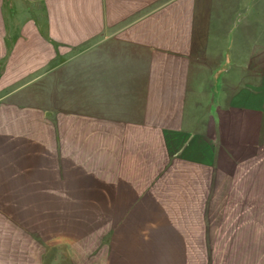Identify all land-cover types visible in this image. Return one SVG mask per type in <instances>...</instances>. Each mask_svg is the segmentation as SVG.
<instances>
[{
    "label": "crops",
    "instance_id": "obj_1",
    "mask_svg": "<svg viewBox=\"0 0 264 264\" xmlns=\"http://www.w3.org/2000/svg\"><path fill=\"white\" fill-rule=\"evenodd\" d=\"M24 1L0 0V264H264V0ZM48 206L105 208L107 250L31 229Z\"/></svg>",
    "mask_w": 264,
    "mask_h": 264
},
{
    "label": "rangeland",
    "instance_id": "obj_2",
    "mask_svg": "<svg viewBox=\"0 0 264 264\" xmlns=\"http://www.w3.org/2000/svg\"><path fill=\"white\" fill-rule=\"evenodd\" d=\"M11 2L12 6L19 8H27L31 5L24 0H7L6 8L9 9ZM32 209L34 210V221L27 225L41 234H46L50 243L61 240L67 243L66 245H69L71 250L97 249L100 255L107 250L108 242L105 239V233L111 224H107L105 220V208L48 206ZM96 214L103 216V223L92 222ZM93 258L97 261L95 255Z\"/></svg>",
    "mask_w": 264,
    "mask_h": 264
}]
</instances>
